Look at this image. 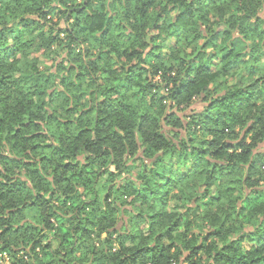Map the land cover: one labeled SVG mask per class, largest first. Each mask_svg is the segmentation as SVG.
<instances>
[{"label":"trees","instance_id":"1","mask_svg":"<svg viewBox=\"0 0 264 264\" xmlns=\"http://www.w3.org/2000/svg\"><path fill=\"white\" fill-rule=\"evenodd\" d=\"M80 1L0 0V254L10 264H264V0H120V21L109 0ZM58 16L66 26L54 24ZM117 29L132 42L120 52L116 44L108 53L76 52ZM164 35L202 42L197 60L180 61L176 75L159 61ZM61 49L77 70L52 73L31 57ZM215 58L222 69L212 72ZM249 63L257 69L249 85L237 80L212 94V84ZM195 99L206 106L185 123L174 110ZM137 157L139 184L116 185L112 197ZM169 157L190 160L189 172ZM243 168L251 193L237 197L238 207L228 185ZM192 177L200 180L195 191ZM217 182L225 188L212 196ZM176 188L207 198L196 202L207 231L166 211ZM153 200L159 211L135 214L137 203Z\"/></svg>","mask_w":264,"mask_h":264},{"label":"rangeland","instance_id":"2","mask_svg":"<svg viewBox=\"0 0 264 264\" xmlns=\"http://www.w3.org/2000/svg\"><path fill=\"white\" fill-rule=\"evenodd\" d=\"M81 1L78 0L77 3H80ZM109 11L112 13L113 17H116V19H118L120 21V19L123 18L124 13L123 10L121 8L120 5V0H109ZM154 14V13H153ZM260 17L264 18V9L263 11L260 13ZM59 21V16L57 18H55L54 20V24L59 23L58 25L60 27H64L67 24L64 21ZM146 32L148 34H150L151 36H155V30H150V28H147ZM120 30H116V32L111 36V37H101L97 40H94L93 38H89L88 42L85 46L82 47H76V52L79 53L81 51H83L84 49H87V51H91L92 53H94V55L97 54L98 50L100 51H104V53H108L110 46H112V44H116V47L119 48L118 51L120 52V48H121V44H124V48L128 47L129 44H131L132 42L129 41L130 39L126 36L120 35ZM101 36V35H100ZM150 36V38H151ZM61 37H63V35L61 34ZM105 38V39H104ZM149 38V39H150ZM181 38H185L184 36H181ZM187 41V40H186ZM185 40L183 41H179V40H175L173 37H170L169 35H164L159 39H156V43L159 44V56L160 59L159 61L161 62L162 66L165 67V69H169V71H172V73L174 75H176V71L180 70L179 65H180V61H186L187 63L191 60L196 61L197 59V55H199V53H201V44H193L190 43L189 41L186 42ZM65 50L66 49H61L58 50V52H56V54H49V58H47V56H41L39 55V53H36L34 55H31V57H38L37 59H39L42 63H44L45 65H47L48 69L50 70V72H57V73H62L64 70L63 68H59L57 66L59 65H63L65 68H72L74 67L76 70L79 67V64L77 63V60L75 57H67L65 55ZM159 50L157 52H159ZM149 52V50H148ZM147 52V54H148ZM156 52V53H157ZM211 55L214 54L213 50L210 51ZM96 57H93V59H95ZM114 61H117V57L116 55H113L112 58ZM154 63L158 62V59H154L153 60ZM213 64L214 67L212 68V72H217L219 70L222 69V64L220 63L219 60H217L216 58L213 60ZM250 66H252L250 63L245 67L242 66H238L236 67V69H234L230 75H224L222 76V78L218 79L214 84H212V94L217 97L220 94H224L225 92V87H230L232 85H234L237 80L238 82H241L242 84L249 85L251 83V81L253 80V76L255 75L256 70L253 71H249L250 70ZM117 66H114L113 69H115ZM74 74V72H73ZM162 75V71L160 76ZM160 76H158L157 78L154 79V82L157 81H161ZM260 76H257V79ZM74 79V77H73ZM60 89H64L63 84L61 83V80L59 79L57 82ZM60 101V100H59ZM63 102V99L60 101ZM206 106V104L204 102H202L199 99H195L192 103V105L188 108H183L180 109V111L174 110V112L177 113V115L185 122L187 123V119L188 117H190L191 115H194L195 113H200L202 112L203 108ZM167 133L168 132H172L171 128H165L164 129ZM246 131L243 132V135L241 137V139L244 138V133ZM172 135V134H170ZM251 139V136H250ZM251 140H249L250 142ZM260 148H264V144H261L258 148V150ZM257 150V151H258ZM190 152V149L188 150ZM262 151L264 153V149L259 150L258 152ZM168 163H172L174 165V169H178L180 166V170L188 173L189 172V166H191L192 162L189 160L188 162H186V164H183L182 161L180 160V158L178 157H169ZM133 165V164H132ZM135 168H130V164L128 165L129 169L127 170L128 173L123 174L120 178L116 179L115 182L113 183V191H112V197L116 196V185H122L121 187H125L126 189L128 188V185L132 184L133 186H137L139 184V180H138V175L142 172V168L140 166H142V159L137 157V159L134 162L133 165ZM247 170L248 169H244L241 171V176L237 177V180L234 181V179H232V181H234L233 183L229 184L228 187H230L232 189V192L234 194L233 198H232V203L234 202V204L238 205V207L241 205V203L238 201L239 199L237 197H245L248 196L251 191L249 188H247L243 182H245L246 178H247ZM264 172V170H263ZM260 176L256 175L254 177H252V183L254 184H258V178ZM191 181V187L194 189V191L197 188V184L200 182L199 179L196 178H190ZM221 182H223V180H221ZM221 183L217 182V184L215 186H213L211 188V195L214 196L215 194L218 193L219 190H223L225 188V186H222L221 188H219V185ZM263 184L260 182V187ZM190 186V184L188 185ZM103 188V186H102ZM187 188V187H186ZM104 189V188H103ZM198 196H193L189 199V196L183 193V190L181 188H176L174 190L171 191V193L169 194V197L167 198L165 205L167 203L166 206V211L168 213H174L175 215H181L184 216L185 218H187L188 221H190V223L193 224V228H194V232L199 233L201 231L202 227L205 231H207V228L209 226V224L206 222L204 225L201 226L200 222H201V218H202V209H200L199 207L197 208V201L198 202H205L207 201V198L204 196L201 197L200 200H198L199 198H197ZM133 199V197L129 198V201H131ZM155 200L152 201V203H148L146 205H144V207H140V204L137 203L136 207H139L138 210H135V214H138L139 211L141 212H146V213H155L157 211L160 210V207L158 206V204H154ZM132 209H134L133 207H131ZM130 208V209H131ZM152 215V214H149ZM234 222H233V221ZM236 217L231 218V220L228 222L229 224L232 223L230 226H232L231 231L233 233V238L238 239L240 237V222L236 221ZM139 220H136L135 223H137ZM126 222V221H125ZM256 221L253 222V224H255ZM133 224L134 222H131L130 224L126 223V230H131L133 228ZM228 224V225H229ZM123 225V222H120L119 227L121 229V226ZM126 230H123L122 232H126ZM140 230L143 231V234H148L149 232V226L147 224H142L140 226ZM254 226L251 225H245V231L247 233H250L252 231H254ZM231 237V238H232ZM107 238V234H103L101 236V239H106ZM231 238H229L228 240H231ZM115 238H113L114 240ZM54 241V240H53ZM97 241V240H96ZM102 242H96V245L98 247H100L99 245ZM128 245H131V242L127 243ZM58 244L56 243V241L54 242V248H57ZM245 246L247 249L252 248L254 245L249 244V243H245ZM116 249L118 248V246H114ZM85 249V248H84ZM0 264H10L9 258L7 256L6 253H2L0 254ZM37 264V263H36Z\"/></svg>","mask_w":264,"mask_h":264}]
</instances>
